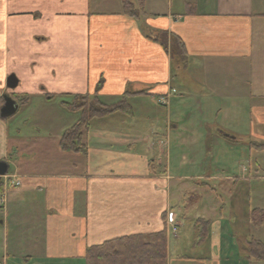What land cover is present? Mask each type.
<instances>
[{
  "label": "crops",
  "instance_id": "0c3cea01",
  "mask_svg": "<svg viewBox=\"0 0 264 264\" xmlns=\"http://www.w3.org/2000/svg\"><path fill=\"white\" fill-rule=\"evenodd\" d=\"M131 2L129 14L122 0H0V108L8 94L24 111L21 122L17 110L0 116V161L8 164L0 178V264H85L91 246L160 231L167 251L172 226H184L173 203L182 220L190 207L186 193L176 200L174 193L258 180L264 0ZM165 34L182 42L181 65L164 48ZM10 74L14 89L5 85ZM88 94L105 104L122 99L131 113L91 118L83 151L65 150L59 140L81 116L65 99ZM162 96L167 104L157 103ZM47 124L51 158L22 157L17 145L37 149ZM261 202L244 206V220L258 229L246 240L248 260V240L264 241V219L252 220ZM222 223L231 238L216 243L225 264L235 245L231 223ZM202 258L167 254L166 264H206Z\"/></svg>",
  "mask_w": 264,
  "mask_h": 264
},
{
  "label": "rangeland",
  "instance_id": "374dc122",
  "mask_svg": "<svg viewBox=\"0 0 264 264\" xmlns=\"http://www.w3.org/2000/svg\"><path fill=\"white\" fill-rule=\"evenodd\" d=\"M94 99V95L88 94L84 96H74L70 100H65L71 101L72 105L77 107L83 105L81 107L83 109L88 105L94 104ZM82 109L79 107L78 110L81 112ZM14 115V120L21 122L24 116V111L21 108H18ZM49 128L50 127L47 124L43 134L44 139H42L39 147L37 146V149L31 148L29 150L26 149L25 144H20L17 145V147L20 148L17 150V152L22 157L31 158L34 162L38 161L39 159H43L44 161L49 160L51 156H47L46 154H52L53 152L52 140L47 139V130H49ZM10 132L13 134L14 131L11 130ZM51 137H55L53 130L51 131ZM28 147H32V145H28ZM253 160L254 163L252 165V171L255 176H258V180H253L251 185H249L247 181H238L236 184L232 183L231 181H222L221 187H216L215 192L209 191L208 189H206L205 192H201L199 190L200 188L193 186L182 188L178 194L174 193L173 199L175 200L179 195L186 193V196L182 201H189L190 207L183 210V212L186 213V218L182 220L183 217L181 209H179V207L173 203V206H175L173 210L175 211V216L176 218H180L178 221H180L182 224L184 223V226L180 227L178 232L176 225L172 226L173 234H171L172 236L170 237V242L167 246L168 256L171 254L174 258L177 256L203 257L202 260H204L206 264H216L214 259L217 257L220 258V264H223L224 260L221 258L223 255H221V252L219 254V250L216 245L221 244V240L223 239H225L223 242L225 246L230 245L229 243L231 242V238L229 239L228 243V230L227 228L222 229L221 227L222 222H229L232 225V244L235 245V247L233 246L234 249L232 246L230 248L233 249V254H231L230 251L225 252L226 256L229 254L231 256L230 260H227L225 264H264V260H248V257L243 256L247 238H249L252 234L256 237L257 234H254V232L255 230H258L255 226L250 227L249 224L244 220V206H248V203L257 205L262 203L261 201H264V150L260 152H256L254 150ZM257 164H259V168L256 166ZM187 172L196 173V171H193L189 166ZM226 172L231 174L232 171ZM240 172V168H238L236 175L239 176ZM249 192H251V198L249 197ZM238 203L243 204H241V208H238L237 214L232 210L235 206H238ZM219 208L222 209V211L219 210ZM221 212H223L225 217V219H221L222 221L218 219V215ZM230 215L231 217L228 220ZM201 218H204L203 220L208 222L206 236H204L202 241L200 233L202 230H200L201 227L197 223V221ZM258 237H264V229L262 230V235H258ZM218 254L220 257H218Z\"/></svg>",
  "mask_w": 264,
  "mask_h": 264
},
{
  "label": "trees",
  "instance_id": "16d2710c",
  "mask_svg": "<svg viewBox=\"0 0 264 264\" xmlns=\"http://www.w3.org/2000/svg\"><path fill=\"white\" fill-rule=\"evenodd\" d=\"M122 2L125 13L131 14L134 12L131 0H122ZM164 36L165 38L169 36V43H166L168 38H163L164 48L167 49L175 63L181 65L186 59L182 42L174 34H165ZM18 100L22 102L20 99ZM82 106H79L80 109H82ZM114 112L130 114L131 108L122 99L112 104H105L95 97L94 104L83 108L80 118L63 132L59 140L60 146L65 150L83 151V135L84 131L89 128V120ZM263 219L264 211L254 210L252 212L254 223H260ZM197 223L201 227L200 230H202L200 232L202 241L206 236L208 222L200 219ZM247 254L250 259L264 260V241L248 240ZM166 255L165 233L160 231L148 237L147 240H144L141 235H133L91 246L86 250L85 264H166Z\"/></svg>",
  "mask_w": 264,
  "mask_h": 264
},
{
  "label": "water",
  "instance_id": "95a60500",
  "mask_svg": "<svg viewBox=\"0 0 264 264\" xmlns=\"http://www.w3.org/2000/svg\"><path fill=\"white\" fill-rule=\"evenodd\" d=\"M18 80L13 74H10L7 76L5 85L8 89H14L17 86ZM4 103L2 107L0 108V116L1 117H7L12 115L18 107V103L12 99L8 94H5L4 96ZM8 170V164L6 162L0 161V178L7 173Z\"/></svg>",
  "mask_w": 264,
  "mask_h": 264
},
{
  "label": "built area",
  "instance_id": "2783aa9c",
  "mask_svg": "<svg viewBox=\"0 0 264 264\" xmlns=\"http://www.w3.org/2000/svg\"><path fill=\"white\" fill-rule=\"evenodd\" d=\"M157 103H159V104H167L168 103V99L165 96L159 97L157 99ZM0 201L3 202V199H1Z\"/></svg>",
  "mask_w": 264,
  "mask_h": 264
}]
</instances>
